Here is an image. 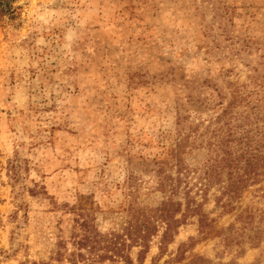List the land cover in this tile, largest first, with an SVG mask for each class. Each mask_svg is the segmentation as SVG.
Returning <instances> with one entry per match:
<instances>
[{"label": "rangeland", "instance_id": "rangeland-1", "mask_svg": "<svg viewBox=\"0 0 264 264\" xmlns=\"http://www.w3.org/2000/svg\"><path fill=\"white\" fill-rule=\"evenodd\" d=\"M11 7L0 14V264H66L53 249L71 236L68 219L77 216L70 214L97 212L107 230L112 199L130 200L134 190L150 210L171 196L158 190L154 160L175 144L179 113L207 125L220 112L189 105L190 93L227 94L229 79L252 91L264 78V43L241 45L264 40V0H16ZM204 154L194 149L187 164H201ZM202 179L190 174L179 197L191 188L221 233L187 257L264 264V183L227 212L221 188ZM246 210L256 213L250 227L239 222ZM260 231L261 241L253 238ZM199 237L198 218L190 219L162 263ZM158 255L156 238L145 264Z\"/></svg>", "mask_w": 264, "mask_h": 264}, {"label": "trees", "instance_id": "trees-1", "mask_svg": "<svg viewBox=\"0 0 264 264\" xmlns=\"http://www.w3.org/2000/svg\"><path fill=\"white\" fill-rule=\"evenodd\" d=\"M15 1L0 0V14L8 12ZM225 17L228 16H221L222 19ZM221 28L227 38L232 37L223 22ZM250 43L263 44L264 40L250 38L241 45L247 48ZM181 79L188 89L194 85L185 76ZM253 84L255 87L250 91L247 84L229 79L226 82L227 94L219 88L211 98L202 99L190 93L189 105L219 108L220 112L207 125L187 123L189 116L179 113L175 144L166 147L154 160L157 163L158 190L171 193V196L150 210L138 203L134 190L129 194L130 200L125 197L112 199V204L105 211L112 224L107 230L99 227L97 212L92 214L81 208L77 214H70L77 216L68 219L72 223L71 236L54 243L55 261L66 264H145L157 238L159 255L152 259V264H210L204 257L188 258L187 253L200 242L221 232H216L213 226L216 221L205 212V202L193 197L191 188H185L182 198L179 192L190 174L203 175L205 179L202 180L208 185L221 188L218 204L228 198L222 207L233 212L236 209L234 202L241 200L250 188L264 183V78L260 82L255 80ZM202 128L204 130L201 131ZM201 139L203 142L199 144ZM199 148L205 153L203 162L189 166L190 155ZM255 216L251 210L243 211L239 222L250 227ZM194 218H198L200 237L181 244L175 257L162 263L179 230ZM253 238L263 240L261 231ZM237 241L246 243L240 234Z\"/></svg>", "mask_w": 264, "mask_h": 264}]
</instances>
